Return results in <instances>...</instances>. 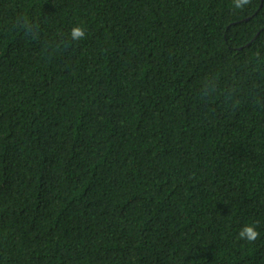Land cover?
Returning a JSON list of instances; mask_svg holds the SVG:
<instances>
[{"label":"trees","instance_id":"1","mask_svg":"<svg viewBox=\"0 0 264 264\" xmlns=\"http://www.w3.org/2000/svg\"><path fill=\"white\" fill-rule=\"evenodd\" d=\"M0 264H264V0H0Z\"/></svg>","mask_w":264,"mask_h":264},{"label":"clouds","instance_id":"2","mask_svg":"<svg viewBox=\"0 0 264 264\" xmlns=\"http://www.w3.org/2000/svg\"><path fill=\"white\" fill-rule=\"evenodd\" d=\"M251 3V0H232V6L236 10H242ZM16 28L21 31L26 38H38L41 33V20L35 17L21 16L15 22ZM86 36V29L83 26H74L70 30L69 37L72 41H82ZM204 94L211 95L216 91L215 84L209 81L204 86ZM259 232L254 224H245L238 232V239L249 243L255 242L259 238Z\"/></svg>","mask_w":264,"mask_h":264}]
</instances>
